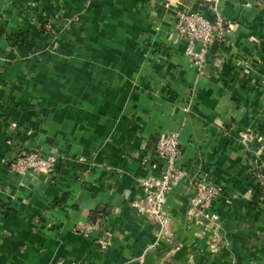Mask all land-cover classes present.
<instances>
[{
  "label": "crops",
  "instance_id": "0c3cea01",
  "mask_svg": "<svg viewBox=\"0 0 264 264\" xmlns=\"http://www.w3.org/2000/svg\"><path fill=\"white\" fill-rule=\"evenodd\" d=\"M211 3L0 0V264H264V0H217L198 66L175 13ZM171 130L183 174L159 225L130 202ZM33 148L56 153L47 172L9 168ZM201 178L222 185L208 216Z\"/></svg>",
  "mask_w": 264,
  "mask_h": 264
},
{
  "label": "built area",
  "instance_id": "2783aa9c",
  "mask_svg": "<svg viewBox=\"0 0 264 264\" xmlns=\"http://www.w3.org/2000/svg\"><path fill=\"white\" fill-rule=\"evenodd\" d=\"M211 1L214 17L204 16L199 10L177 9L175 16V31L178 35L188 38L186 51L192 54L193 61L200 66L209 43L213 39H221L224 34V24L222 17L215 11L217 0ZM194 41L198 42V48L192 49ZM264 80V74L262 75ZM243 139L245 134H242ZM177 131L171 130L166 133L159 132L155 138L154 149L157 158L161 162L160 171L156 179H142L140 185L144 190V195L135 198L130 202L134 207H139L146 211L152 220L158 224L166 222V214L163 206L166 193L170 187L172 178L183 174V170L176 162L178 156ZM54 151H42L39 148L22 150L17 152L9 163V168L17 173L27 171L47 172L51 162L55 159ZM261 176L264 173L259 172ZM222 193V185L209 179L201 178L196 182L193 193L189 196V203L204 216H208V208L211 201ZM95 226L93 221L84 222L82 233L87 234ZM126 264H159L156 262H146L143 255H137Z\"/></svg>",
  "mask_w": 264,
  "mask_h": 264
},
{
  "label": "rangeland",
  "instance_id": "374dc122",
  "mask_svg": "<svg viewBox=\"0 0 264 264\" xmlns=\"http://www.w3.org/2000/svg\"><path fill=\"white\" fill-rule=\"evenodd\" d=\"M262 77L263 76H261V86L263 87V89H264V80H262ZM262 168H264V167H262ZM259 173V171L257 170V171H255V174L257 175V177H258V179H259V181H260V184H261V186L264 188V174H263V176H261L260 174H258ZM261 173H264V171L263 172H261ZM209 210V209H208ZM200 213V212H199ZM202 214V213H201ZM203 215V214H202ZM154 221V220H153ZM155 222V221H154ZM155 223H157V222H155ZM159 225H162V224H159ZM139 255H143V254H139ZM143 257H144V259H145V256L143 255ZM131 260V259H130ZM130 260H128V261H130ZM146 261V260H145ZM147 262V261H146ZM149 262H156V263H159V264H161V262L160 261H149ZM127 263V262H126ZM125 263V264H126Z\"/></svg>",
  "mask_w": 264,
  "mask_h": 264
},
{
  "label": "water",
  "instance_id": "95a60500",
  "mask_svg": "<svg viewBox=\"0 0 264 264\" xmlns=\"http://www.w3.org/2000/svg\"><path fill=\"white\" fill-rule=\"evenodd\" d=\"M217 39H213L212 41H211V43H210V46H209V48L211 49L216 43H217Z\"/></svg>",
  "mask_w": 264,
  "mask_h": 264
}]
</instances>
